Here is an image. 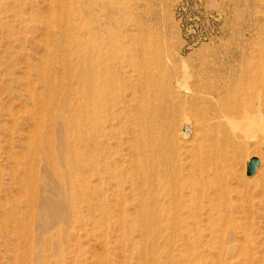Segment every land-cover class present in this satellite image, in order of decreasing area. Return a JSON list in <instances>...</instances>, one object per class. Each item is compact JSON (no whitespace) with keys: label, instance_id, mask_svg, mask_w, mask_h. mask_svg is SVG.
Returning <instances> with one entry per match:
<instances>
[{"label":"rangeland","instance_id":"1","mask_svg":"<svg viewBox=\"0 0 264 264\" xmlns=\"http://www.w3.org/2000/svg\"><path fill=\"white\" fill-rule=\"evenodd\" d=\"M92 1L0 0V264H264L257 199L240 219L249 237L215 239L206 219L261 182L264 121L254 116L264 108V0H104L105 11ZM92 22L107 27L90 39ZM108 40L143 73L137 96L169 107L151 144L158 157L144 162L142 147L137 169L132 108L120 113L111 145L119 188L89 169L88 53ZM249 122L259 127L244 131ZM222 130L237 142L211 157ZM172 176L198 179L204 209L192 247L154 240L152 190Z\"/></svg>","mask_w":264,"mask_h":264},{"label":"bare ground","instance_id":"2","mask_svg":"<svg viewBox=\"0 0 264 264\" xmlns=\"http://www.w3.org/2000/svg\"><path fill=\"white\" fill-rule=\"evenodd\" d=\"M91 3L93 9L101 7L102 10H106L104 0H93ZM101 27H107V25H99L92 22L88 27L90 39H92L91 36L102 30ZM92 45L88 53L89 64L87 67L89 105L87 112H85L88 114L90 129L89 169L92 172V176H96L98 182L105 183L107 180L113 179L112 183L108 182V184L119 188L122 183L117 178L119 173H115L112 170L111 145L112 141L116 139L117 129L114 128L120 123V113L125 109L132 108L130 109L132 111V115H130L132 119L131 125L135 128L130 132L129 145L132 151L131 161L134 168L137 169L140 166L139 157L143 156L142 147L146 149L144 162L153 161V157H158V154L155 155L154 153L153 155L151 144L161 134L160 119L167 115L169 107L166 105L163 108L154 102L142 101V97L137 96V92L140 91V87L143 85V73L135 69H128L132 66L128 63L130 58L126 57L125 53L118 49L117 41L108 40ZM122 81H124V88L120 91V82ZM193 96L191 94L190 97ZM149 103H151V106ZM237 112L240 113L241 111ZM243 113V117L248 116L250 118V115H248L250 110L249 113ZM255 113L254 119L264 121V108H259ZM212 114L217 117L216 112ZM81 115L82 107H80L78 117H81ZM71 122L73 121L70 120L69 124ZM75 126L78 129V133H82L80 119ZM258 127V123L249 122L244 131ZM78 133L76 132V134ZM190 133L191 127L187 123L183 126L182 135L187 137ZM77 137L78 140H81L82 136L78 135ZM73 138L74 132L71 134V139L73 140ZM237 138L238 136L234 132L220 131V136L215 141V147L208 155L211 154V157L216 158L220 157L221 154L226 153L227 147H232L236 144ZM149 152H152V154H149ZM190 162L192 167L195 166L194 158ZM260 163L261 167L257 169L256 175L261 179V182L251 193H244L238 199V203L230 206L228 211L215 209L214 213L210 211L207 214V225L209 226L211 237L217 239L219 232L222 234L230 233L234 236L243 235L245 238L249 237L250 224L243 223L240 219L245 220L250 217L254 211L255 199L264 208L262 203L264 202V157ZM186 164L185 162L179 163V171ZM182 178L183 176H172V178L168 177L166 179L158 178V183L152 190L154 240L162 248L173 247L176 243L180 246L192 247L193 244L190 240L192 233L199 234L200 232L197 225L201 219L200 213L204 207L196 203L199 196L198 179L191 178L183 181ZM255 206H257V203ZM234 210H237L242 216H234Z\"/></svg>","mask_w":264,"mask_h":264},{"label":"water","instance_id":"3","mask_svg":"<svg viewBox=\"0 0 264 264\" xmlns=\"http://www.w3.org/2000/svg\"><path fill=\"white\" fill-rule=\"evenodd\" d=\"M259 160L257 157H251L246 163V174L251 175L254 173L256 166L258 165Z\"/></svg>","mask_w":264,"mask_h":264}]
</instances>
